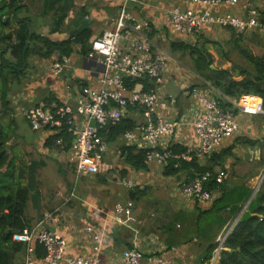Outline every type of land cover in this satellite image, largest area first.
<instances>
[{"label": "built area", "instance_id": "obj_1", "mask_svg": "<svg viewBox=\"0 0 264 264\" xmlns=\"http://www.w3.org/2000/svg\"><path fill=\"white\" fill-rule=\"evenodd\" d=\"M109 1L116 7L113 28L94 37L87 52L89 59L102 65L96 84L80 88L74 108L64 103L40 101L24 111L32 130L49 128L58 131L65 128L71 134L72 142L68 149L61 139H56L54 145L61 152L68 151V160L76 176H90L105 169L107 145L100 129L117 125L128 109L142 111L144 121L123 132L126 144L144 148L145 163L162 167L173 157L201 162L220 150L226 138L239 135L238 115L264 114L262 99L257 94L243 93L237 98L223 96L204 79L203 85L191 86L188 80L195 78L196 74L181 63L172 61V57L154 41L155 36L149 35L153 31L162 40L181 38L185 41L186 37L192 40L209 28H229L239 34L257 32L264 36L263 11L252 0H173L166 5L159 4L161 7L155 6L158 17L145 12L150 0ZM139 6L141 8L136 10ZM84 17L89 19L88 14ZM55 56L51 70L58 74L69 59L59 54ZM177 69L185 73L182 80L176 79L180 89L194 102L193 110L183 117H179L176 96L166 90L164 81L165 76ZM133 81V87L127 89L128 82ZM142 81L154 87L146 89ZM180 128L181 131L189 129L198 142L183 141L186 150L173 154L170 148L174 142L172 137ZM207 175H197L183 182L180 193L199 203L211 202L214 194L201 184ZM121 184L128 188L134 186L129 178H122ZM259 185H256L255 192ZM98 211L105 223L100 228L84 224L78 235L85 244L84 251L80 253L71 252L68 241L60 233L44 227V219L15 232L12 239L26 246L22 264H176L163 249L141 248L139 231L131 216V200L115 203L112 213L102 209ZM109 222L120 224L131 232V246L119 254L105 250L110 233ZM229 232L217 238L220 242L218 248L221 249ZM36 244L45 249L41 258L33 254ZM218 248L213 252L210 264H216Z\"/></svg>", "mask_w": 264, "mask_h": 264}, {"label": "crops", "instance_id": "obj_2", "mask_svg": "<svg viewBox=\"0 0 264 264\" xmlns=\"http://www.w3.org/2000/svg\"><path fill=\"white\" fill-rule=\"evenodd\" d=\"M252 1L254 5L261 8L262 11L264 10V0ZM27 2L29 4L28 28L35 32L46 35V37L51 40L58 41L68 38V36L72 32H77L85 27H89L91 30V36L87 40V46L89 45V48L90 42L94 37L100 35L104 30L113 28L112 18L116 17V7L109 0H87L83 2L82 0H46V8L43 5V0H27ZM61 5L64 6V10L66 12L62 20H60L59 15L55 12L60 8L59 6ZM75 9L76 12L73 16H71V13ZM86 14L89 15L88 20H86L84 17ZM215 29L217 30V28H209L206 30L211 31ZM9 30L14 31L12 38L8 41V43L0 42V55L1 51L5 50L2 54L5 59L14 63H20L22 60L20 44L21 41L26 40L25 27L24 25L15 21L13 18L7 15L2 17V25H0V31L6 33ZM253 33L258 34L257 32ZM199 34L201 35L202 32H199L192 38L194 42L196 41V37ZM174 40L183 41L181 40V38H176ZM81 46L83 45L73 44V52L67 57L69 59L67 65L64 66L62 71L58 74H53L51 70L52 63L56 59L55 55L48 58H42L35 55L29 56L27 58L28 65L25 71V76L20 80L9 84L6 95L10 104L9 106L11 118L9 122L5 123V126L10 125V128L12 129L10 138L6 142V147L8 149L9 158L14 161V164H20L21 166L25 167V170H23V182L28 186L29 189V199L24 208L23 214L24 220L28 224L25 227L35 225L41 219H44L42 225L46 228L60 233L68 241V247L73 253H80L84 251L83 245L85 244L78 236L80 231L73 230L75 221L70 222V219H66L64 217V214L61 211L60 207L63 203L61 205H56V202L61 199V195H63V193L57 187L55 190H51L47 194L48 187L44 188L46 185H44V182L42 184V178L47 179L48 177H53V174L55 173H59L60 176H63L67 167L66 165L69 164L70 166H72V168L73 165L68 160V151H60L61 153H63L61 154L54 143L52 145L46 144V138L52 134H55L57 131L51 130L49 128L32 130L27 122V119L25 118L24 111L40 101H43L46 104L56 102L60 104L64 103L74 108L76 105L75 98L79 93L80 88L82 86H94L96 84L97 74L101 70L102 65L94 59H89L86 54L84 56L81 50ZM252 52L257 55L264 53V51H262L261 53H257L253 50ZM170 65L172 66L171 63ZM29 71H33V73L29 74ZM182 71L183 70L177 69L172 71L170 75L164 77V81H166V90L176 96L179 117H183L189 114L193 110L194 106L193 99L185 94L180 89L177 83V81L182 80L185 75V73ZM177 78L180 79L176 80ZM190 80L192 79H189L188 83L191 86H198L190 83ZM12 92L17 93L15 97H13L14 99L11 103L8 94ZM45 98L47 99V101L45 100ZM12 112H14V114H12ZM0 113L3 114L2 111H0ZM238 117L240 120L239 135H237L236 137L226 138L221 144L222 148L232 145V155L224 159V169H221V167L219 166H216L215 169L222 174V179L227 178L229 186L247 184L252 189H254L255 192L256 185L259 183L258 181L264 171V155L262 156V153L264 152V114H240L238 115ZM123 119H126L130 123V125H132L131 128L125 130H132L139 123L144 121V116L143 112L140 110L137 111L128 109L123 115ZM103 128H108V126H105ZM248 139L257 141L253 144H250L247 141ZM172 140H174V142L171 144V146L174 144H180L185 147L186 145L183 143V141H189L195 144L196 142H198L195 138L192 137L190 130L187 128H183V131H181L180 128L178 130V133L174 134ZM105 141L107 145V151L104 154V162L106 164H108L107 162H112L113 160H115L118 155H122L121 148L123 146H128L134 149H144L136 146V144H126L125 139L123 138V133L118 135L112 141H107L106 139ZM221 147L220 149H222ZM122 157L127 162L125 153L122 155ZM206 159L202 160L201 163H204ZM151 164H153L156 168H162L163 171V167L161 165L158 166V164L156 165L155 163H147V168L140 169L132 166L127 170L126 174L127 176L131 177H133L134 171L137 172L136 174H149ZM108 167H110L109 164ZM51 168L54 172L53 174L48 173L49 169ZM99 173L90 176H76L73 172L72 176L74 174V184L76 185L78 180H82L83 178L92 177L95 175L97 176L98 182L106 184L108 182L106 176L100 175ZM181 174L182 173L180 172L174 177L178 179L180 178ZM192 176L193 177L186 176L185 174V178L180 180L177 184L178 193L184 199L182 201L183 204L179 203V207L174 208L173 216L174 213L179 210H183L187 213H192L196 203L201 206V208L208 207L210 205V202L199 203L198 201L192 198H187L180 193L181 184L183 182L191 180V178H194L197 175L194 174ZM100 178H104V181H101ZM53 182H55V178ZM134 186L135 187L131 188L127 187L128 195L130 191H134L136 188L145 189L144 187L139 186L138 183ZM78 187H74L73 185L71 192L74 193V191L76 190L79 191V189H77ZM212 193L214 194V192ZM45 196L46 198L45 200H43ZM73 196H69V200H72ZM122 198L123 197H121V199ZM125 198L126 197L124 194L123 200L117 202L122 203L125 200H131V216L134 219V224L139 231V240L141 241L140 245L143 250L163 249L165 250V254L171 256L176 264H195L193 259L199 255L198 252L194 251L196 249V246L199 245V242L196 238H193V240L189 242L179 241L177 243H174L170 249H167L165 244V241L167 239V233L164 229L165 224H163L161 226L162 228L160 229L163 237L161 236V233L159 234L158 231H155L153 233L152 231L145 232L148 230L147 228L146 230L143 228L139 229L140 221L135 212V205L133 201L135 199H131L130 196L126 199ZM84 203V208L86 209L87 207V211L85 212L84 217L82 214L78 215L79 218L82 219L81 222L84 221L85 224L90 223L97 228H100V226L105 223L103 215L98 210L102 209L109 213H112L115 205V203H113L111 206H109L107 204L88 202L86 200H84ZM45 205L55 207L48 209L50 207L44 208ZM244 207L245 205L243 206V208ZM60 219H65L68 225L71 223L73 226L70 225L67 227L66 225V227H62L61 225H59ZM234 221V219L229 220L228 222L231 223L229 224L227 222L225 227L222 228L215 239L217 240V238L220 237L226 226L229 224L225 232L222 234L221 238L225 236L226 232L232 227ZM155 223V219L149 223V226L151 225L153 230H156ZM108 225H110V233L105 243V250H108V252H112L114 254H119L125 248H129L131 246V232L120 224L109 222ZM176 226L177 228H179L177 224ZM113 227H116L118 231H121L124 235H126L125 241L127 247H125L119 253H116V251H114L113 249L114 246L112 244V241L115 236L114 232H112ZM152 237L156 238V244L154 247L151 243ZM37 246V244L34 246L33 254L36 258H41L43 255H38ZM21 247V250L12 252V264L23 263L24 257L26 255V246L22 244Z\"/></svg>", "mask_w": 264, "mask_h": 264}, {"label": "trees", "instance_id": "obj_3", "mask_svg": "<svg viewBox=\"0 0 264 264\" xmlns=\"http://www.w3.org/2000/svg\"><path fill=\"white\" fill-rule=\"evenodd\" d=\"M43 5L46 8V0H43ZM59 7L55 12L62 20L66 12L63 5ZM7 15L24 25L26 40L21 41L20 44L22 55L20 63L5 59L2 56L5 50L1 51L0 111L3 115L9 110V100L6 97L9 84L25 76L29 56L48 58L59 54V56L68 57L73 52V44H82L81 50L85 56L89 50L87 40L91 36L89 27L72 32L68 38L58 41L31 30L28 28L27 0H0V25H2V17ZM13 32L12 30L6 33L0 31V42L8 43ZM154 33L152 31L149 35L153 36ZM203 37L199 34L193 44L171 40L169 48L172 52L187 53L193 62L194 69L223 96L235 98L243 93H254L261 97L264 106V53L254 54L246 44L235 37L226 42L229 50H225L221 42L206 40ZM201 38L203 39L200 41ZM209 43H212L213 49L218 51L219 57L231 64L229 68L211 66L214 54L210 51ZM230 50L235 51L237 61L230 58ZM134 83L135 81L128 82L127 89L132 88ZM143 83L146 89L154 87L147 82ZM45 100L47 101L46 98ZM2 117H0V264H12V252L22 249V243L14 241L12 235L28 225L23 214L29 199V189L23 182L25 167L14 164V161L9 158L6 142L10 138L12 129L9 124V126L3 124ZM131 127L132 125L122 118L117 125L101 129L100 135L107 141H112L125 129ZM56 139H61L67 145V149L72 142V136L65 128L47 137L46 144L52 145ZM247 141L253 144L257 140L248 139ZM170 148L173 154L186 150L180 144H174ZM232 148L233 146L230 145L213 152L204 163L196 159L185 161L182 158H169L163 167L164 176H175L183 171L190 177L194 174L202 176L208 173L201 184L205 190L214 192L210 205L201 208L196 203L192 213L179 210L174 213L172 221L166 223L164 227L167 233L165 241L167 249H170L174 243L189 242L193 238H196L199 244L205 245L204 253L201 254L197 264H208L213 251L220 245L215 238L226 223L233 219L235 221L221 244L216 264H264V177L249 201L253 190L250 186L247 184L229 186L227 178L222 179V174L215 167L224 169V159L232 155ZM121 150L122 155L126 154V160L131 166L147 168L146 150L128 146H123ZM100 179L104 181V178ZM144 192L145 189L136 188L129 192V196L131 199H136ZM37 245L38 255H44V247L41 244Z\"/></svg>", "mask_w": 264, "mask_h": 264}, {"label": "rangeland", "instance_id": "obj_4", "mask_svg": "<svg viewBox=\"0 0 264 264\" xmlns=\"http://www.w3.org/2000/svg\"><path fill=\"white\" fill-rule=\"evenodd\" d=\"M150 1H151V4L145 6V12L146 11L149 12V14H151L152 17H158V14L156 13L157 7L155 6L158 5V7H161V5H166L170 1H173V0H150ZM140 8L141 7L139 6V7H136L135 9L139 10ZM75 12H76V9L71 13V16H73ZM155 21L156 20L153 19V22ZM153 35L155 36L153 37L154 41L157 43L159 47L165 50L172 57V61L181 63L183 66L189 68L196 74V77L190 80V83L195 84V85H203L204 80L202 76H200V74L194 69L193 62L191 58L189 57V55L187 53L182 54L180 52H172L169 48V42L172 39L166 38L165 40H162L159 36L155 34ZM201 35L204 36L203 38H206V40H215V41L221 42L224 45L225 50H229V47L226 46V42L230 38L235 37L241 43L248 44L252 48L251 49L247 45L251 49V51L253 50L254 52H257V53H261L262 51H264V36L261 37L260 35L253 33V32L237 34L236 32L228 28H222V29L217 28V30L216 29L211 30V31L206 30L205 32H202ZM203 38H201L200 41ZM185 42L193 44L194 40L193 39L191 40L190 37H186ZM208 45H209L210 51L214 54V59L212 61L211 66L214 68L216 67L229 68L231 64L227 61L225 62L221 57H219L217 53L218 51L213 49L212 43H209ZM230 56H231L230 58L237 61L236 53L234 50H230ZM31 73H33V71H29V74ZM16 93L17 92H12L8 94V97L10 98L11 103ZM9 110H10V106H9ZM9 110L6 112L5 117L3 114L0 113V117L3 116L2 122L4 125L5 123L9 122L11 118L10 117L11 113ZM12 114H14V112H12ZM263 155H264V152L262 153V156ZM107 163L109 164L110 167H108V164H106L105 169H103L99 173L100 175L106 176V179L108 181L106 184H102L98 182L97 176L95 175L92 177L83 178L82 180H78V182L75 185L73 181L74 174L72 176V173L74 171H73L72 166H70L69 164L66 165L67 167L65 169V173L63 174V176H60L59 173L53 174L54 172L52 171V168H51L49 169L48 173H52L54 176L48 177L47 179L42 178V184L44 182L45 183L44 185H46L44 188L48 187L47 194L49 191L55 190L57 187L60 191H62L63 195H61V199L56 202V205L57 204L61 205L63 203L60 207H61V211L64 214V217L66 219H70V222L75 221L74 226H73L71 223L68 225L65 219H60L59 225H61L62 227H66V225L67 227L72 225L74 231H79L85 224L84 221L81 222L82 219H80L78 216L79 214H82L84 217V214L87 211V207L86 209L84 208V204H85L84 200L88 202H97L99 204L101 203L107 204L109 206H111L113 203L117 201H122L124 198V194L126 198H128L129 195H128V190H127L128 188L121 184V179L129 178L134 183V185L138 183L139 186L145 188V192L142 194H139L138 198L133 200L134 205H135V212L140 221L139 229L143 228L146 230L147 228L148 230L145 232L152 231L153 233L155 231H158L159 234L161 233V236L163 237V234L160 231V229L162 228L161 226L163 224L170 222L173 219L174 208L179 207L178 206L179 203L183 204L182 201L184 198L178 193L177 184L180 180L185 178V173L181 172L182 174L180 175V178L178 179L175 178L174 176H163L161 174L162 168H159V167L156 168L153 164H151L150 169H149V172H150L149 174H146V173L136 174L137 172L134 171L133 177H131V176H127L126 173H127V170L130 169L132 166L124 160L122 155H118V157L115 160H113L112 162H107ZM54 178H55V182H53ZM73 185L74 187L75 186L78 187L80 185L77 188L79 189V191L76 190L74 191V193H72L71 190H72ZM69 196H73L72 200H69ZM121 197L123 198L121 199ZM45 198L46 196L43 198V200H45ZM53 207L55 206H47V205L44 206V208H48V209H51ZM154 219L156 222L155 223L156 230H153L151 225L149 226V223L152 222V220ZM112 232H114L115 234L113 241H112V244L114 246L113 249L114 251H116V253H119L121 250L127 247V244L125 241L126 235H124L121 231H118L116 227H113ZM151 243L153 244V247H154L156 244L155 237H152ZM140 244H141V241H140ZM204 247H205L204 244H199L196 246V249L194 251L198 252L199 255L193 259L195 264L198 263V261L200 260L201 254L204 253ZM213 254L214 253H212V255ZM212 255H211V258H212ZM210 263L211 261L209 260L208 264Z\"/></svg>", "mask_w": 264, "mask_h": 264}, {"label": "water", "instance_id": "obj_5", "mask_svg": "<svg viewBox=\"0 0 264 264\" xmlns=\"http://www.w3.org/2000/svg\"><path fill=\"white\" fill-rule=\"evenodd\" d=\"M263 177H264V171H263V174L261 175V178H260V180H259V183H258V185L261 183V181H262V179H263ZM254 191L252 190V193H251V195H250V197H249V199H248V201L250 200V198L254 195ZM219 250L218 251H220V247L218 248Z\"/></svg>", "mask_w": 264, "mask_h": 264}]
</instances>
